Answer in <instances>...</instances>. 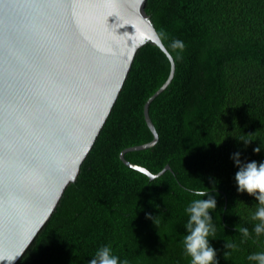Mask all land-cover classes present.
<instances>
[{
	"label": "trees",
	"instance_id": "trees-1",
	"mask_svg": "<svg viewBox=\"0 0 264 264\" xmlns=\"http://www.w3.org/2000/svg\"><path fill=\"white\" fill-rule=\"evenodd\" d=\"M145 12L175 69L148 106L157 141L124 158L152 173L170 169L149 179L119 158L153 139L143 105L170 69L165 53L146 43L75 180L16 264H87L107 244L129 264H190L181 240L184 209L196 197L185 189L211 187L209 176L218 181L209 243L219 264H256L249 252L264 249V231H252L257 201L236 191L229 159L240 150L242 160L264 161V149L253 152L264 147V0H146ZM174 39L183 52L170 48ZM236 225L249 229L248 239L241 242Z\"/></svg>",
	"mask_w": 264,
	"mask_h": 264
},
{
	"label": "water",
	"instance_id": "water-1",
	"mask_svg": "<svg viewBox=\"0 0 264 264\" xmlns=\"http://www.w3.org/2000/svg\"><path fill=\"white\" fill-rule=\"evenodd\" d=\"M146 0H0V256L22 254L73 182L127 77L137 50L158 46L170 69L143 105L150 142L158 138L150 102L170 83L173 57L162 43ZM50 5V6H41ZM11 74L5 99V69ZM7 128V134H6ZM7 264V262H0Z\"/></svg>",
	"mask_w": 264,
	"mask_h": 264
},
{
	"label": "clouds",
	"instance_id": "clouds-1",
	"mask_svg": "<svg viewBox=\"0 0 264 264\" xmlns=\"http://www.w3.org/2000/svg\"><path fill=\"white\" fill-rule=\"evenodd\" d=\"M160 35L163 36L164 34L161 33ZM170 48L174 51L183 52L185 44L182 40L174 39L170 44ZM239 140L244 142L245 147L251 141L247 139ZM262 149L264 147L259 144L253 148V152L260 153ZM241 156L242 152L237 150L231 153L229 157L238 169L234 175L236 191L238 193L247 192L257 201V207L251 215V220L255 221L252 228L253 233L259 234L264 231V161L258 163L255 160H242ZM207 179L211 187L185 189L191 196L196 197L184 209L188 219L184 226L186 231L181 240L183 255L190 257V264H219L216 259L218 250L209 243V237H214L216 232V226L213 223L212 216L209 214V210H215L217 207L218 181L211 176ZM204 197H207V199H204ZM146 218L153 219L147 213ZM236 228L242 236L241 242L249 238L248 228L238 227L237 225ZM224 247L226 249H235L237 246L225 243ZM21 254L22 252L10 256L2 255L0 256V262L13 264ZM228 254V252H225L224 257ZM248 255L250 261L255 259L256 264H264V249L251 251ZM87 264H129V261L127 259L121 260L117 255L113 254L111 244H107L99 247Z\"/></svg>",
	"mask_w": 264,
	"mask_h": 264
},
{
	"label": "snow or ice",
	"instance_id": "snow-or-ice-1",
	"mask_svg": "<svg viewBox=\"0 0 264 264\" xmlns=\"http://www.w3.org/2000/svg\"><path fill=\"white\" fill-rule=\"evenodd\" d=\"M41 6H50V5H41ZM11 74L7 71V68L5 69V99L10 100L12 96V91H11ZM6 134H7V128H6Z\"/></svg>",
	"mask_w": 264,
	"mask_h": 264
}]
</instances>
